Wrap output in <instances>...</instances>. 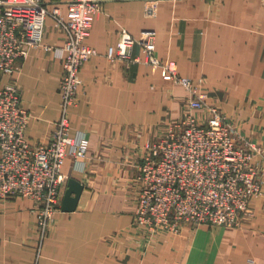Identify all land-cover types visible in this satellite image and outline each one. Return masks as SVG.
<instances>
[{
	"label": "crops",
	"instance_id": "0c3cea01",
	"mask_svg": "<svg viewBox=\"0 0 264 264\" xmlns=\"http://www.w3.org/2000/svg\"><path fill=\"white\" fill-rule=\"evenodd\" d=\"M67 14L71 0H44ZM146 0H101L86 43L95 50L82 67L80 94L69 116L70 136L88 140L79 167L67 157L65 183L83 187L72 212L56 213L39 247L30 199H0V264H264V188L239 227L200 225L161 234L149 245L133 224L137 167L144 142L180 115L187 93L144 63L110 61L120 29L138 36L155 30L156 56L181 76L204 79L207 101L218 106L240 138L254 141L264 179V0H159L154 17ZM63 36L46 18L43 45L31 48L15 74L26 137L46 140L58 115ZM133 57H142L135 45ZM8 80L0 78V85Z\"/></svg>",
	"mask_w": 264,
	"mask_h": 264
},
{
	"label": "built area",
	"instance_id": "2783aa9c",
	"mask_svg": "<svg viewBox=\"0 0 264 264\" xmlns=\"http://www.w3.org/2000/svg\"><path fill=\"white\" fill-rule=\"evenodd\" d=\"M100 1L71 0L63 16L44 0H0V78H8L0 85V199L33 202L37 256L61 208L64 161L69 156L82 167L88 154V140L70 136L69 116L80 94L79 73L95 55L86 39ZM158 1L146 0V17L155 16ZM47 17L63 36L56 50L62 63L60 103L48 138L31 143L25 134L30 116L21 105L15 74L31 48L51 50L43 45ZM155 38V30L133 36L120 29L117 43L106 53L110 61L144 63L187 93L179 117L142 146L132 217L147 245L158 235H180L187 227L237 228L264 188L261 165L255 161L261 147L240 138L222 110L207 101L204 79L181 76L176 63L156 56ZM135 45L141 58L131 54Z\"/></svg>",
	"mask_w": 264,
	"mask_h": 264
},
{
	"label": "water",
	"instance_id": "95a60500",
	"mask_svg": "<svg viewBox=\"0 0 264 264\" xmlns=\"http://www.w3.org/2000/svg\"><path fill=\"white\" fill-rule=\"evenodd\" d=\"M82 185L74 179H68L67 188L63 194L61 210L64 212H72L75 210L79 197L82 192Z\"/></svg>",
	"mask_w": 264,
	"mask_h": 264
}]
</instances>
